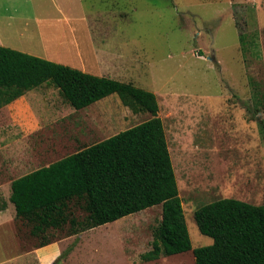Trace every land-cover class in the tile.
Returning <instances> with one entry per match:
<instances>
[{
  "label": "rangeland",
  "instance_id": "374dc122",
  "mask_svg": "<svg viewBox=\"0 0 264 264\" xmlns=\"http://www.w3.org/2000/svg\"><path fill=\"white\" fill-rule=\"evenodd\" d=\"M42 32L69 45L44 51ZM0 46L155 94L192 248L141 261L161 219L156 205L71 236L67 224L34 237L15 220L1 232L0 257L70 237L55 264H195L192 250L213 242L195 224L200 206L264 203V0H0ZM150 117L116 94L75 110L43 85L27 92V129L3 140L0 159L27 156L19 176ZM69 211L86 216L76 203Z\"/></svg>",
  "mask_w": 264,
  "mask_h": 264
},
{
  "label": "trees",
  "instance_id": "16d2710c",
  "mask_svg": "<svg viewBox=\"0 0 264 264\" xmlns=\"http://www.w3.org/2000/svg\"><path fill=\"white\" fill-rule=\"evenodd\" d=\"M43 85L57 89L75 110L116 94L132 113L151 117L12 181L15 218L30 223L34 237L67 224L71 236L161 205L151 248L141 261L191 251L155 94L0 46V109ZM259 127L264 136V125ZM71 203L83 208L84 219L69 211ZM194 221L213 241L192 250L195 264H264V203L218 199L200 206ZM54 241L45 238L37 246Z\"/></svg>",
  "mask_w": 264,
  "mask_h": 264
},
{
  "label": "crops",
  "instance_id": "0c3cea01",
  "mask_svg": "<svg viewBox=\"0 0 264 264\" xmlns=\"http://www.w3.org/2000/svg\"><path fill=\"white\" fill-rule=\"evenodd\" d=\"M42 33L39 36V46L42 47L44 51H63L65 46L69 45L65 40L57 41V32ZM93 50L94 48L92 52ZM96 64L99 66L98 63ZM98 69H101L100 66ZM104 71L115 74L118 73L119 69L116 67H114L113 70L105 68ZM28 108L30 109V107ZM24 118L25 123L22 122ZM17 126H19L21 131L24 130V128L27 129V92L11 104L0 109V144L4 139L13 138V132L17 130ZM7 160L6 156L0 159V249L2 250L4 246L2 241L6 240V238L1 235V232L4 227L17 220L15 218L14 205L9 200L11 183L27 174V172H25L19 176L12 175V172L27 168V156L22 157V159ZM68 239H70V237L57 239L45 246H35L21 251L12 249L7 253H3V256L0 257V264H55L63 254L64 246H62V243Z\"/></svg>",
  "mask_w": 264,
  "mask_h": 264
}]
</instances>
